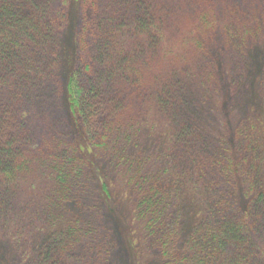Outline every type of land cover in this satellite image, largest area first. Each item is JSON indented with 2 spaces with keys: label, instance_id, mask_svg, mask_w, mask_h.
<instances>
[{
  "label": "rangeland",
  "instance_id": "rangeland-1",
  "mask_svg": "<svg viewBox=\"0 0 264 264\" xmlns=\"http://www.w3.org/2000/svg\"><path fill=\"white\" fill-rule=\"evenodd\" d=\"M48 1L50 17L61 21L58 62L30 52L16 64L35 165L0 190V264H47L41 253L70 223L80 242L61 264H161L167 252L136 215L140 182L167 190L170 254L184 251L198 222L227 217L245 221L253 261L264 264V198H253L264 192V0H147L154 17L143 35L132 27L139 0H96L101 34L83 44L86 58L102 53L93 79L112 90L123 82L112 54L133 53L136 62L124 71L137 89L126 127L104 148L73 128L62 94L68 69L78 65L84 0ZM181 124L192 133L179 145L171 134ZM55 166L67 174L58 199Z\"/></svg>",
  "mask_w": 264,
  "mask_h": 264
},
{
  "label": "trees",
  "instance_id": "trees-1",
  "mask_svg": "<svg viewBox=\"0 0 264 264\" xmlns=\"http://www.w3.org/2000/svg\"><path fill=\"white\" fill-rule=\"evenodd\" d=\"M149 6L147 0H139L134 5V35L146 34L145 31L149 29L151 16L154 17ZM51 12L48 0H0V190L19 182L34 170L35 159L30 149L23 97L17 93L24 87L25 81L21 82V77L13 78L19 74L16 64H20L25 55L30 60V52H43L58 62L55 58L60 51L61 21L60 18H51ZM80 19L76 41L78 65L68 69L62 94L73 128L82 133L95 148H104L115 141L126 127L133 104L132 95L137 89L133 79L124 77V71L136 65L133 60L135 54L124 56L116 52L110 57L112 61L117 60L113 68L116 71L114 74L118 73L123 81L120 86H112L111 90L109 83L98 75L95 74L97 80L93 79V66L95 62H102V53L99 56L87 55L86 58L83 44L86 40L97 41L101 34L102 21L96 0L82 2ZM107 33L108 36L104 37L113 35L109 29ZM110 44L111 40L106 39L105 44L101 45L107 57L110 55L107 51ZM156 103L165 109L162 107V94L156 97ZM191 133V126L181 124L171 134V140L182 145ZM252 149L257 151L254 146ZM221 169L227 175V169L223 166ZM54 170L55 197L58 199L65 192L67 174L59 166H55ZM251 183H254V179ZM135 189L139 197L136 204L137 218L143 221L144 230L153 237L156 246L164 248L168 254L161 264H257L253 261L255 244L250 239L245 221L227 217L211 220L208 217L198 222L187 237L184 251L180 255L170 254L169 235L163 226L166 188L155 182L147 186L140 182ZM253 198L257 203L263 201L264 192H257ZM79 242L78 227L73 223L66 224L53 234L47 248L41 253V260L47 264H61Z\"/></svg>",
  "mask_w": 264,
  "mask_h": 264
}]
</instances>
